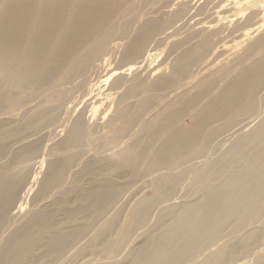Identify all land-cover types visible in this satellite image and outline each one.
<instances>
[{"label": "bare ground", "instance_id": "obj_1", "mask_svg": "<svg viewBox=\"0 0 264 264\" xmlns=\"http://www.w3.org/2000/svg\"><path fill=\"white\" fill-rule=\"evenodd\" d=\"M169 1L161 9L160 0H0V100H25L0 108V264L78 263L85 242L101 245L98 254L117 252L140 229L144 241L122 264H237L264 245V35L252 40L261 29L247 28L264 19V5ZM146 5L155 11L133 29L137 9ZM172 5L179 7L165 11ZM165 16H172L168 25ZM186 26L169 75L152 82L148 74L130 77L145 65L151 39ZM236 37L242 42L232 44ZM118 39L125 40L119 43L125 63L108 73L119 99L106 133L91 145L99 153L118 148L127 135L134 142L123 143L117 156L96 154L81 168L92 126L102 125L98 118L91 126L89 116L109 97L90 91L81 101V91ZM183 116L189 125L181 124ZM52 140L61 150L55 159ZM42 165L33 209L23 213ZM231 165L237 166L227 170ZM142 169L156 196L140 199L125 216L124 178ZM189 171L186 199L170 202L149 226L151 210ZM100 222L105 227L97 233ZM220 239L225 244L212 250ZM254 264H264V253Z\"/></svg>", "mask_w": 264, "mask_h": 264}, {"label": "rangeland", "instance_id": "obj_2", "mask_svg": "<svg viewBox=\"0 0 264 264\" xmlns=\"http://www.w3.org/2000/svg\"><path fill=\"white\" fill-rule=\"evenodd\" d=\"M166 1H168V0H160V2L155 5V8L160 7L162 9L163 8L162 5ZM170 1H169V3H170ZM260 5H264V0H261ZM178 7H179L178 5H172L171 7L169 6V7L165 8V11L168 10V8H169L172 10V11L170 10L169 12H174L175 10H177ZM152 8H153V6L146 5L143 8H141L140 10L137 9L136 12L139 16L137 14L135 16L136 20L133 24V29H136L140 24H142V21L145 19L147 14L153 13L155 11V10H151ZM262 8H264V7H262ZM247 12L248 11L242 12L240 14L241 20L243 18L244 19L246 18V16L248 15V14H246ZM175 17H177V16H175ZM165 18L166 19H164L163 22H165L166 25H168L169 21L172 20L171 19L172 16H169V17L165 16ZM255 22L254 23L250 22L251 24L247 26L248 29H253L254 27H257V26H259V29H261V30H258L259 31L258 35L254 34L255 36H253L252 40L254 38H256V39L259 38L260 36H262V34L264 35V19L262 21H259L257 24H255ZM234 25L236 26V25H238V23L233 22L231 24V28H234ZM189 31H190V27L186 26L184 28H181V30L178 31V35H176V36H171V37H167L165 35L156 36V37H154L153 42L151 39V41H149L147 44V45H149V48H148L149 50L146 53L147 61H146L145 65L142 67V69L137 70V72L131 73L132 76L130 75V77H134V75L136 74L135 76L140 75L141 76L140 78L144 79V75L148 74V76L145 75V77L148 79V82H152L155 80L154 78H156V77L158 78L160 76L169 75L171 73V70H172L171 68L173 66V62L176 60V58L178 56L177 52L173 50L175 43L179 40V38L182 39V38L188 36ZM123 41H125V40L124 39H118V40H112L110 42V46H109L110 49L101 55L99 60H97V62H96L98 66L95 67L92 72H90L89 76L86 79V88L84 90L85 91L88 90V91L85 93H84V90L81 91V101L86 97V95L90 91H93L95 93V92H98L99 90H104L103 93L109 95L108 99L105 101L106 104L104 103L101 106L96 117L91 118V116H89V122L91 123L90 124L91 126L96 125V123L98 122V120L100 118H101L100 120H101L102 125L96 126V128L94 126H92L93 130H95L96 133L88 136L89 144L86 147L87 149L86 148L81 149L82 150L81 168L87 164L89 159L96 158L95 157L96 154H97V157L104 156L106 154L111 155V157L114 154L117 156L119 149H121L122 147H125L127 145H131L134 142V137H132V135H130V137L127 135L121 139L122 144H121V146H118V148L107 146V147L103 148L102 150H98L99 153L95 150V148H92L96 145V143L95 144L93 143L91 145V141H95L97 138L104 136V134L107 131V128L105 126L106 122H107V120H109L108 118H111L110 116L115 114V110H116L115 104L118 102L120 94L117 93V96H116L115 90L110 89V87H111L110 84H112L113 78L109 77V73L114 69L113 67H116L119 65H124V63H125V62H123V59H122V44H119V43H122ZM239 42H242V37L241 38L236 37L233 40V42H231V43L235 44V43H239ZM154 66H156V67H154ZM148 69L151 71V73H153V72L154 73L151 74L150 72H148L149 71ZM155 69H156V71H155ZM157 69H158V71H157ZM105 72H107V73L105 74ZM142 74H144V75H142ZM97 88H99V89H97ZM161 94L163 96L165 94V92H161ZM156 96H157V93H156ZM163 98H164V100H163ZM163 98L161 100L166 101V98L165 97H163ZM258 101H261V100H258ZM263 102H264V100L261 101L260 109L264 108ZM23 103H25V100H21V99L9 100V99L3 98L0 100V108H2L3 110H7V109L12 108V107H19ZM181 118L182 119H180L181 120L180 122L182 125H189L190 124V120L188 117L183 116ZM43 124H44V121H41L39 124L33 126L28 131H34L35 129L41 127ZM20 135H23V134H20ZM92 138H94V139H92ZM124 138H125V140H124ZM46 142H48V140L43 139L42 145H44ZM52 142L53 143L51 145H49V155L51 156L50 157L51 159H55L56 157H58L61 154V150L58 148V145H57L58 140H52ZM123 143L125 144V146ZM106 149H108V150H106ZM110 149H112V150H110ZM98 155H100V156H98ZM236 166L237 165H231L229 168H227V170H229L230 168L236 167ZM188 168H191L192 170L194 169V167H192V166H189ZM144 171L145 170L142 169L139 172H137L136 174H134L133 176H131V177L127 176L124 178L125 182L127 183L128 189L124 193L125 194L123 196L124 201L120 205L119 211L120 212L123 211L125 216H127L131 212V208L134 207L141 200L155 198V196H156V192H155L154 186H153L152 177H146V176L144 177L143 176ZM191 172L192 171H189V174L186 176V178H184L181 181L179 186L171 193V195L168 197V199H163L164 201L163 200H162V202L160 201L159 202L160 204L158 203V206L151 210L153 212L150 213L149 226L150 225L153 226L157 222L161 211L164 208H166V206L168 204H170V202H173L176 204H181L183 202V200L186 199V194L188 191H190V187H191V183H192L191 177L193 176V173H191ZM45 173H46V165H42V166H40V168L37 169V171L35 173V176H36L35 180L38 182H37L36 186L33 187V190H31L28 195L26 194V196L23 198L24 200H22V202H23L22 203L23 204V210H22L23 213H27L33 209L32 199L34 196H36V193L40 187V181L43 179ZM126 194H128V195H126ZM169 199H170V201L168 202L167 200H169ZM24 203H25V205H24ZM30 208H32V209H30ZM102 223L103 222H100L99 227L97 226L98 227L97 233L99 232V229H101L102 227H105L104 223L103 224ZM101 225H104V226H101ZM145 235H146V233L144 232V230L140 229L138 232H136L130 236L128 243L125 244L119 251L111 252V253H107V254H98L103 249V247L101 245H99L97 248L96 247L91 248L88 245V242H85V244H84L85 247L83 246L84 249L81 248V259L79 258L76 260V262L79 261L78 263H75V261H74L72 264H106L107 262H109V263L114 262L115 264H122L123 262L126 261V256H127L128 252L131 249L138 247L139 244L142 241H144ZM222 244H225L224 239H220L217 242V244H214L211 247V249L214 250L219 245H222ZM95 245H93V246H95ZM262 250L264 251V245H262L260 248L256 249L252 254H250L248 256L239 257L240 260L237 262V264H254L255 256L258 253H264Z\"/></svg>", "mask_w": 264, "mask_h": 264}]
</instances>
